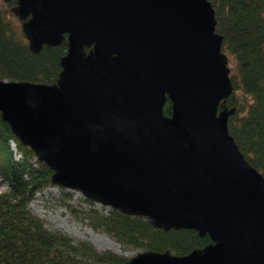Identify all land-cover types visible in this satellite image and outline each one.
<instances>
[{
  "label": "water",
  "instance_id": "obj_1",
  "mask_svg": "<svg viewBox=\"0 0 264 264\" xmlns=\"http://www.w3.org/2000/svg\"><path fill=\"white\" fill-rule=\"evenodd\" d=\"M15 1L32 53L68 41L56 85L0 81L1 119L52 184L212 243L125 264H264V178L228 130L231 71L211 4Z\"/></svg>",
  "mask_w": 264,
  "mask_h": 264
},
{
  "label": "trees",
  "instance_id": "obj_2",
  "mask_svg": "<svg viewBox=\"0 0 264 264\" xmlns=\"http://www.w3.org/2000/svg\"><path fill=\"white\" fill-rule=\"evenodd\" d=\"M207 1L215 11L223 53L235 64L230 75L233 93L224 102L228 110H234L228 130L245 160L264 178V0ZM7 7L17 9L18 3L13 0ZM67 53V37L60 46H45L40 53H32L22 28L18 30L0 10V81L56 85ZM171 113L167 102L164 115L170 117ZM53 175L31 149L20 144L0 116V188L6 189L0 193V264L129 262L117 254L100 253L88 242H75L66 234L49 231L31 213L30 203L52 186ZM88 203L90 210L84 213L88 226L126 248L185 257L212 244L209 237L202 238L196 231H164L148 218L111 209L104 214L93 202Z\"/></svg>",
  "mask_w": 264,
  "mask_h": 264
},
{
  "label": "rangeland",
  "instance_id": "obj_3",
  "mask_svg": "<svg viewBox=\"0 0 264 264\" xmlns=\"http://www.w3.org/2000/svg\"><path fill=\"white\" fill-rule=\"evenodd\" d=\"M0 10L7 13L12 25L21 30L23 22L19 19L16 9H9L7 1L0 0ZM228 59L232 73L235 68L234 60L232 57H228ZM19 158L20 156L17 155L16 159ZM5 191L4 187L0 188L1 194ZM88 201L93 202L95 208L104 214L110 210L95 201L86 199L77 191L62 190V188L53 184L35 196L32 203H30L29 209L35 217L43 222L47 230L66 234L75 242H88L100 253H113L128 260L142 253L132 248L121 246L109 237L107 233L91 229L84 220V213L90 210Z\"/></svg>",
  "mask_w": 264,
  "mask_h": 264
}]
</instances>
